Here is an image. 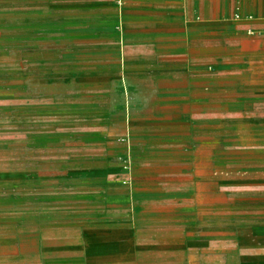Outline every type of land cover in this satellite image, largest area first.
Returning <instances> with one entry per match:
<instances>
[{"label":"crops","instance_id":"crops-1","mask_svg":"<svg viewBox=\"0 0 264 264\" xmlns=\"http://www.w3.org/2000/svg\"><path fill=\"white\" fill-rule=\"evenodd\" d=\"M0 6L36 9L41 22L51 14L67 31L58 36L69 39L76 36L70 27L84 18L91 83L131 80L156 103L155 115H128L131 125L110 132L113 143L103 151L101 162L122 164L96 174L117 181L121 171L131 186L118 196L120 206L108 205L97 222L70 216L75 223L68 229L4 224L0 264H264V156L247 153L238 132L192 125L206 105L242 101L239 38L263 26L264 0H0ZM159 93L165 98L157 101ZM209 142L218 145L212 154L204 150ZM222 143L228 147L221 153ZM197 162L229 165L216 164L206 181L193 170ZM205 182L216 189L210 223L198 193Z\"/></svg>","mask_w":264,"mask_h":264},{"label":"rangeland","instance_id":"rangeland-1","mask_svg":"<svg viewBox=\"0 0 264 264\" xmlns=\"http://www.w3.org/2000/svg\"><path fill=\"white\" fill-rule=\"evenodd\" d=\"M6 9L0 6V232L9 228L4 224L13 227L27 221L68 229L75 223L71 218L79 223L102 220L104 209L120 206L118 196L131 188L121 180V171L117 181L101 180L96 174L103 166L121 167V162H101L103 151L113 143L110 132L116 136L130 126L128 115H155L151 91H142L131 80L91 83L94 70L87 56L91 40L85 36L84 18L78 17L82 21L70 27L76 36L69 39L58 36L65 29L56 26L51 14L41 22V11L36 9ZM27 13L29 22L24 21ZM239 42L236 73L245 92L237 98L242 101L235 106L206 105L204 117L192 125L238 132L237 143L260 157L264 156V24L242 32ZM155 98L160 101L165 95ZM232 136L222 135V140ZM217 146L205 143V153L212 154ZM226 146L222 143L221 153ZM216 164L229 165L197 162L193 170L207 181ZM215 191L208 182L198 188L205 223L212 222L216 212ZM226 201L221 197L222 203Z\"/></svg>","mask_w":264,"mask_h":264}]
</instances>
